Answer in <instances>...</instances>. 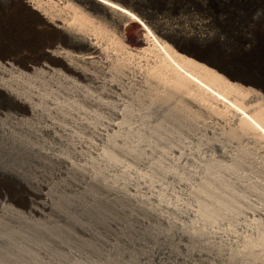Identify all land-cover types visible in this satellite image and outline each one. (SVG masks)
Here are the masks:
<instances>
[{
	"label": "bare ground",
	"instance_id": "obj_1",
	"mask_svg": "<svg viewBox=\"0 0 264 264\" xmlns=\"http://www.w3.org/2000/svg\"><path fill=\"white\" fill-rule=\"evenodd\" d=\"M46 1L50 3L51 0H46ZM63 1L65 2L64 4L65 7L66 8L68 7L70 9V13H69V10L67 8L69 14L68 13L61 14V10L59 13H58V10H56L57 14L50 12V10L47 11V7L43 6V2H44L43 0H16V2L19 5L18 7H22L23 9H26V10H31L32 12L36 14L38 13L37 17L38 16L40 17V21L43 24V25L41 24L42 26L46 25L47 26L46 29L49 27L51 29L52 27V29L56 30V34L59 37L58 39H62L64 43L66 44L68 43L69 45L74 47V50L73 49L70 50L69 49L70 47L67 49L62 46H58V47L56 46L57 47V48L55 47L56 49L49 48V50L47 51L44 50L43 53L45 54V56H48V58L52 61V64L56 66L55 69L51 68L52 73H53L52 81H51L52 75H50L51 76V79H50L49 78L50 76L48 77V74L44 72L47 75V78L50 79L48 81L52 82V85L49 84L48 87L45 86L46 87L45 90L47 89L46 92L51 94L50 92L53 91L54 95L55 93H57L56 95H61L63 93V94H67V96L72 94L73 96H76V98L72 100H64V101H62L64 98L61 101L53 100V99L50 100V99H46L48 98V95H49L48 94L45 98L46 100L43 101L45 96L42 94L39 96L37 95L35 99L36 101H35L33 97H30V94L29 96L28 94H25L24 86L25 84H28V80H24L23 77L22 78L18 77V76H21L22 74L20 70L24 72L25 69L24 70L18 69V67L20 66H17L18 64L15 65L13 61H9L8 60L9 58L7 60H5V58L4 59L0 58V97H2L1 99L7 100L9 103L17 105V107L20 110L27 112L31 116V118L34 119L33 120L34 122H35V119L39 121L40 120L45 121L46 124L45 125L42 124L43 126L40 128L41 130L44 131V134L45 133H48V135L50 134V137L52 139V141L49 140L50 145L48 146L51 148V150H48L49 148L45 150V147L44 149L37 148V146L33 147L34 145L32 147H28V146H21L20 144V146L21 148H24V149L27 147L30 150L35 149L37 151V154L38 153L43 154L45 163L50 165L54 169V173H51V174H54V178L56 179L55 182L53 181L51 183L50 181L51 178L50 179H48L49 177L45 178L44 176L41 175L42 173L39 174L40 177L42 176L41 179L33 178L32 177L33 175L29 173L30 176L32 177L30 178V176L28 175L26 176L23 173L24 172L23 169H22L23 172L21 173V171L18 170V168L2 166L3 169L6 170V172L11 173L12 176L13 175L19 176L25 182V184L28 185L27 187L30 188L31 191L33 190L31 188L33 187L38 188L37 191L35 190V194L36 192H38V194H40L41 200L39 199L40 197L37 195L39 197L38 203L36 202L34 205L31 206V210L33 211L34 214L44 216V218L48 216L46 217V219H48L49 221L51 220V218L49 217L48 213L53 214L55 215V217H57V219H60V221L62 220L65 223L76 226L77 227L76 229L80 230L81 234L87 236V238L90 236H93L94 238H99V240H101V237L97 236L96 233L93 231V229L89 225H87L84 222L82 223L81 221H78L76 216L74 217L75 214L73 215L72 212L69 210H72V211L75 210L76 213H77V210H79L80 213L81 211L89 212V210L92 211V209H94V206L98 202H102V204L103 202H105V203L110 204V207L111 206L114 207L116 202H118L119 204L120 201L121 202L125 201V203L129 201L130 202L129 205H131V202H132V207L134 205L136 207L141 208L142 210L144 209L145 210L144 213L145 214L148 213L149 217L151 216L154 219L160 220L161 222L164 223V225L165 223L168 225L170 224L173 225L174 224L173 221L170 220L169 217L164 215V213L159 212L160 210L156 209L155 207L150 208L149 206H146V202L149 199V196L147 199L146 194H145L146 196H144L143 194L140 195L138 193H135L134 191L136 190L133 191L134 185L140 183L142 184V186H145V182L146 183L148 182V181H145V182L142 181L141 176L144 177V174L145 175L147 174V177H148L149 172H151L152 174V172H158L160 170L159 164L154 162L155 159H153L154 161L151 160L152 157H154V155L152 156V154L154 153L153 150L155 147L157 148V146H154L156 145L155 142L158 141L160 143H163L164 145L166 144L167 146L170 145L169 148L165 146L168 148V150L170 149L169 150L171 154L170 157L168 155L166 156L164 152L165 150L162 151L161 149V151H159V152H162V154L164 152L165 154L164 158L167 157V158L174 159L175 157L177 159H181V158L185 159V161L189 160L194 163L192 165L193 169L190 167V170L192 169L193 172L195 170L198 171L199 175L200 173L204 175L206 174L208 175L209 174L208 170L210 168L209 166L206 165V163H203L205 158H204V155L200 154V152L202 151L196 150L197 152H195L193 149L191 150V147L189 146L190 144H188V141H185L187 140V138L186 139L184 138L185 140L183 139L184 135L185 136L187 135L190 138L197 140L198 142L204 141L203 143L204 148L216 152L219 156L229 160L232 166H236V167L245 166L247 163L253 164L255 162L254 158L249 157L252 151L250 152V149L248 147L260 148L261 151L264 152V85H262L258 81L236 75L235 73L232 72L230 68H228V66H226L219 60L210 59L208 57H205L204 55H201L195 50L191 49V47L190 48L189 46L187 47L185 43L183 44L181 42V40L179 41L180 38L181 39L182 38H185V39L194 38L195 40L196 39L204 40L205 39L204 35H201L197 32L189 34L187 31H182V32L180 31L179 34L177 35L175 33L172 34V31H168L167 29L162 28L160 25L159 26H157V24L155 25L154 23L156 22L154 20H153L154 23L151 22L150 21L151 19L147 18L148 14L147 16L145 15L146 11H144V14L141 13L142 11H139L138 8L135 6V3L131 1H124V0H63ZM63 1L59 0L61 4ZM8 2H11L13 5L15 4L14 3L15 0H9ZM256 2L257 1H255V3ZM219 3L221 4V2ZM48 4H45V5L48 6ZM54 4H58V3H54ZM223 4H225V2ZM65 7L63 10H65ZM50 9H51V6H50ZM14 10L15 9H13V11ZM221 11L222 10H220V12ZM28 12L26 13L29 14ZM32 12L30 13V15L31 14L33 15ZM223 14H228V13L223 12ZM252 15H253V12H252ZM252 15H251L252 18L250 19L251 28L252 26H254V24H256L257 20H260L264 24V8H262L259 12L255 13L253 16ZM223 17L224 15L219 13L216 16V18H213V20L216 19V21H221ZM126 22H128V24H126ZM131 23H136L141 26V28L139 29L140 33L136 31L138 35L136 39L134 38L135 41L139 43L138 44L139 46L137 45L138 47L137 49L131 48V46L127 47L126 41L129 35L127 34V32L129 33L128 30L130 29L129 27ZM131 32L134 33L132 29L130 30V33ZM174 34L176 36H174ZM134 36H136V34H134ZM212 36H213L212 38H214L216 43H219L220 46L222 45L223 47H225L226 45H228L229 40L226 35H225V38H223L221 34H219L218 32H215ZM247 39L248 37L244 41H242L243 47L246 49L250 47V43H251V42L249 43ZM257 41L258 40H256V42ZM132 42L134 41L132 40ZM17 43L18 42H16L15 44ZM11 45L14 46L13 44ZM19 45H20V42H19ZM19 45L17 44V46ZM46 45H44L43 48L46 49L45 47ZM0 46L2 45L0 44ZM3 46L5 47V45ZM222 46L220 48H222ZM251 50L252 49H250V51ZM257 50L259 51V49ZM251 54H252V51H251ZM0 55L2 56V54ZM253 58H255V56ZM261 58H260L261 60H258L255 58L257 60L256 61L257 64L256 66L253 65L254 68L253 67L251 68L253 71L255 70L257 73H259V70H260L262 74L264 75V57L262 56ZM43 59L44 58L42 57V64L44 62ZM251 59H252V56H251ZM254 60L252 61L249 60L250 64H252L251 62H253ZM25 61H27V58ZM244 61L245 63H248L246 62L247 60H244ZM22 62L23 61H21V64ZM24 66H25L24 68L28 70H32L33 72H35L37 68V66L33 65L34 66L33 67L32 65H30V62L29 64H27L26 62ZM50 66L52 65H48V67ZM11 72H14V75H16L20 79H23L24 81L23 80L21 81L19 79L18 81H20V84H18L16 81H13V77L9 75ZM16 72H18L20 75H18ZM24 74H27V72ZM32 76L34 77V75ZM44 76H42L43 79L45 78ZM37 77L38 75L36 76V79ZM36 79L35 80L33 79L34 83L37 82ZM40 79L38 80L40 81ZM30 81L32 80H29V82ZM45 81L46 80H44L43 82ZM21 82L23 83L25 82L24 86H22ZM43 82H40V83L42 84ZM48 83L43 84V85H48ZM30 86L32 87V83ZM37 86L38 84L36 85V87ZM42 96H43V99L41 100ZM47 102H50L52 105L50 104L49 106ZM88 108L92 109L95 113H93V111H90V113L92 112L93 114L91 113L89 115L88 114L89 112L87 111ZM4 114L5 113H3V115ZM134 117L137 120V128L141 126V128H138V131L139 132H141L140 130L143 131L142 133H138L139 137L144 138L143 141L146 144V147H144V151L142 150L140 152L137 151L136 145H130L129 141L127 144L126 142L127 140H125L122 136L118 134L119 133L118 131L121 130L122 126H126L127 124H130L129 123L131 122L130 120H133ZM25 119L26 120L24 121H27V117ZM22 121H21V124H22ZM166 123H170V124L168 125ZM37 124H41V123H37ZM78 124H79V129L80 127L86 128V131H89V135H90V132L94 133L95 135L94 137L98 141L97 144H100V143L102 144L101 147L103 146V148L101 149L100 147H98L100 148L99 149L100 151L98 150L99 152H97L96 155H94L96 158H94V156L89 157L88 154L90 155V153L88 151L90 147L92 146L94 147L97 141L96 142L93 141L95 142L93 143L92 141H90L91 137L89 138L90 139L89 140V139H86L87 137L84 138L83 136H80L83 133L77 134L76 132H79V131L75 132L74 129L76 128L75 127L72 128V127ZM30 128L32 129L33 127L29 126L28 121L25 123L23 122V125L21 127L22 130L23 129L26 130ZM31 129L30 131L27 130L29 131L28 134L34 133V132H31L32 131ZM4 131H6L4 134H6L7 137L9 136L8 134L11 135L12 133H14L12 129L9 130V128ZM36 131H38V129H36ZM85 133L87 134L88 132H85ZM36 134L37 133H35V135ZM16 137H19V136H16ZM9 143H11V141H9ZM26 143L25 145H27ZM160 143H157V145H159ZM45 145L46 144H44V146ZM18 146L19 145L17 144V147ZM0 147L2 146L0 145ZM62 148H64L65 150H62ZM161 148L164 149V147H161ZM158 149L160 148L158 147ZM93 150H96V149H92L91 152H93ZM185 150L188 152L185 153ZM66 151H68L70 155L69 153H66ZM156 153H157V150H156ZM125 158L129 159L132 162L131 163L132 168L135 170V173H137V179L134 182L130 181L126 183L125 186H123L122 184L121 185L117 184L118 182H116L117 181L116 179L115 180L107 179L102 173L101 166L99 167V162H97V160L99 159L102 161V163L100 162L101 165L103 163L105 164L110 163V165L112 164L113 166H116V164L119 163V161L121 162V159H125ZM41 160L43 161L42 158ZM110 160L112 161V163L110 162ZM256 162H257L256 164L252 165V168L254 167L255 168L254 170L264 172V161L263 163H261L262 161H259L260 163H258V161ZM184 164L185 163H183V165ZM203 167H204V170H203ZM132 168L130 167V170ZM0 169L2 168L0 167ZM31 169L29 167V170ZM186 169L188 170L187 167ZM183 170L184 169H182V172H184ZM176 171L177 170H175V172ZM167 172L162 173L164 177H166L165 178L166 180L162 182V183H165L164 185L170 186L172 183H176V184H179V186L180 184H183L184 186V183H182L180 180L182 179V176H185L184 175L185 173L180 172V173L167 174ZM16 176L14 177L16 178ZM150 178H153V177L150 176ZM18 180L19 179H17V181ZM148 180H151V179H149L148 177ZM154 182L156 181L154 180ZM23 183H20V184H23ZM148 184H151V183H148ZM148 186L146 187L148 188ZM23 187H25L24 184H23ZM23 187L21 188L22 190L24 189ZM91 187L98 189L99 192L98 193L91 192L92 191ZM127 188H131L130 190H132L133 192L131 193V191L130 192L127 191ZM37 196L35 198H37ZM64 197L66 199V203H65L66 205L64 204L65 206L62 205L63 203L62 204L60 203L61 199H63V202H64ZM154 198L156 199V197ZM120 204L118 205V207L120 206ZM167 206L168 205H166L165 207ZM167 208H169V206ZM125 209L124 207H121L119 211H122L123 213H125L124 212ZM135 215L137 216L136 213ZM136 218H137L136 220H139L138 216ZM118 219L116 216L114 217V216H111L110 214L104 215L101 218V220L104 221L102 224L105 223L104 226L105 225L108 226L107 224H110L111 226L117 229H120L119 226L122 223L120 221L121 219L120 220ZM151 225H148V226H151ZM64 226L65 224L63 225V228ZM146 227L145 229H147ZM151 227H153V225ZM48 228H51V227H48ZM52 229L51 230L53 232L54 228ZM59 229L66 230L68 229V227L62 229V226H60ZM37 231H40V230H37ZM42 232L45 233L46 231H42ZM61 232L59 233L57 232L59 236L61 235L60 234ZM65 232H62V233L65 234ZM155 232L157 231H154V234ZM53 233L55 234L56 232H53ZM191 233L190 232L182 233V236H186V237L193 236L194 233L193 234ZM50 234L51 233H49V235ZM36 235H38V233H36ZM54 236H51V238H53ZM166 236H164L163 239H165ZM56 237H58V235ZM61 237H63V234L61 235ZM4 238L0 237V240H7V244L8 242L9 243L12 242V240L7 239V238L4 239ZM191 238L192 237H190V239ZM55 240L57 242L58 241L61 242V244L63 245L62 241L59 240L58 238ZM63 240L67 241L65 239ZM77 241L78 239H76V242ZM57 242L54 241L55 244H57ZM67 242H66V245L70 244V242L68 244ZM101 242H103V240ZM167 242H169V240ZM107 243H108V247L113 248V245L111 243L109 242ZM162 243L164 244V241ZM46 245L48 244H45L44 246ZM66 245L64 244L63 246L66 248L69 247V245L68 246ZM33 247L35 246L33 245ZM104 247L105 246H103L102 248ZM71 249L72 248L70 249L68 248V250H71ZM38 250L39 251L41 250L44 253L42 255L46 256L45 258L47 259V261H45L44 263H43V260L41 262V259L39 262L36 257L30 254V252H26L25 250H24L25 253L20 251L21 253H23L24 258L22 259L26 260L28 264H65L64 260H62V257L61 259L57 257L58 253L56 256L52 255L54 257H50V255H47L48 253L46 251L48 250V248L47 249L46 247L41 248V245ZM56 252H58V250H56ZM67 254L69 255V253ZM175 255L177 257L176 253L174 254V257ZM63 258L65 259V256ZM178 258L183 260V257L181 256L180 257L178 256ZM66 259H65V262H66ZM69 261L71 262L72 260L69 259ZM15 264H18V262H16ZM71 264H75V263H71ZM76 264H82V263L76 262Z\"/></svg>",
	"mask_w": 264,
	"mask_h": 264
},
{
	"label": "rangeland",
	"instance_id": "obj_2",
	"mask_svg": "<svg viewBox=\"0 0 264 264\" xmlns=\"http://www.w3.org/2000/svg\"><path fill=\"white\" fill-rule=\"evenodd\" d=\"M8 1L9 0H0V44L2 45L0 46V54H2V56L0 55V58H3V59L5 58V60L9 58L8 59L9 61H13L15 65L18 64L17 66H20L18 67V69L26 70V71L24 70V72L20 70L22 74L21 76H18L20 78L23 77L24 80H28V84H25L26 81L24 83L21 82L22 86H24L25 84L24 86L25 94H28V96L30 94V97H33L34 100L36 99L37 95L39 96L43 94L45 96L44 99H43V96L41 98V100L43 99V101H45L46 99H50V100L53 99V100L61 101L63 98L64 99L62 101H64V100H72L76 98V96H73L72 94L67 96V94H63V93L61 95H56L57 93H55L54 95L53 91L50 92L51 94L46 92L47 89L45 90V88L48 87L49 84L52 85V82L48 81L51 79L50 75H52L51 81L53 80V73H52L51 68L55 69L56 66L53 65L52 61L48 58V56H45V54L43 53L44 50L47 51L49 50V48L56 49L58 46H62L67 49L70 47L69 48L70 50L72 49L74 50V47H72L68 43L67 44L64 43L62 39H58L59 37L56 34V30L52 29V27L51 29L50 27L46 29L47 27L46 25L42 26L43 24L40 21V17L39 16H38L39 18L37 17L38 13L36 14L32 12L31 10H26V9H23L22 7H18L19 5L16 2V0L14 2L15 3L14 5ZM43 1H44L43 6L47 7V11L50 10V12L57 14L56 10H58V13L61 10V14H67L69 10V13H70V9L67 7L68 8L67 10V8L64 5L65 2L63 0H60V1H63L62 4L61 2H59V0H53V2L51 0L50 3L47 2L46 0H43ZM124 1H131L135 3V6L138 8V10L142 11L141 13L144 14V11H146L145 15L147 16L148 14L147 18L148 19L150 18L151 22L154 23L155 21L156 22L154 23L155 25L156 24L157 26L160 25L162 28H165L168 31H172V34L175 33L177 35L179 34L180 31L181 32L187 31L189 34L197 32L201 35H204L205 37L204 40L203 39L195 40L194 38H191V39L189 38L181 39L180 38L179 41L181 40V42L183 44L185 43L187 47L188 46L189 48L191 47V49L195 50L201 55H204L205 57H208L210 59L219 60L220 62L228 66V68H230L232 72L235 73L236 75L258 81L259 83L264 85V78H263L264 75L262 74V72L259 70V73H257L255 70L253 71L251 68V67L254 68V66H256L257 64L256 59L261 60L263 59L261 57L262 56L264 57V47H263L264 46L263 45L264 36H262L264 35V30H263L264 24L260 20H257L256 24H254V26H252L251 28V20H250L252 18L251 17L252 12L254 15L255 13L259 12L262 8H264L263 7L264 1L262 0L261 2L260 0H240V1L239 0H226V1L225 0H221V1L219 0H124ZM255 1H257L258 4L257 2L255 3ZM219 2H221L222 5ZM224 2L225 4H223ZM54 3H58V4H54ZM45 4H48V6ZM50 6H51V9H50ZM64 7H65V10H63ZM12 8L15 9L14 10L15 12L13 11ZM220 10L222 11L220 12ZM26 12H28L29 14H27ZM31 12L33 13V15L31 14L32 16L30 15ZM223 12L228 13V14H223ZM219 13L224 15L225 18L223 17L224 19L222 18L221 21H216V19L213 20V18H216V16ZM258 22L259 23L261 22L260 24L261 25L263 24V25L261 26ZM126 24H128V22H126ZM129 28H130L128 30L129 33L127 32V34L129 35L126 41L127 47L131 46V48L137 49L138 48L137 45L139 43L135 41L138 35L136 31L140 33L139 29L141 28V26L136 23H131ZM131 29L132 31H134V33L133 32L130 33ZM215 32H218L219 34H221L223 38H225V35H226L229 40L228 45H226L225 47L221 45L222 48H220L221 47L220 44L216 43L215 39L212 38L213 37L212 35ZM49 34L50 35L52 34V35L50 36ZM134 34H136V36H134ZM175 34L174 36H176ZM247 37H248L247 40L249 41V43L251 42L250 47L248 49L244 48L242 44V41H244ZM132 40L134 42H132ZM256 40L258 41L256 42ZM16 42H18L17 43L18 45L20 42V45L17 46V44H15ZM11 44H13L14 46H12ZM3 45H5V47ZM44 45H46L45 46L46 49L43 48ZM250 49H252L251 50L252 54H251ZM257 49H259V51ZM18 50L20 51V53ZM41 56L44 58L43 61L46 63L43 62L42 64ZM251 56H252V59H251ZM254 56L256 59L253 58ZM33 57L37 60H35ZM26 58H27V61H25ZM244 60H247L246 62L248 63H245ZM249 60L250 61L254 60V61L251 62L252 64H250ZM21 61H23L22 62L23 65L21 64ZM24 62L25 63L27 62V64H29L30 62V65L37 66V68L35 67L36 71L33 72L32 70H28L24 68L25 67ZM48 65H52V66L48 67ZM26 72L28 75L30 74L29 75L30 77L32 75H34V77L32 76L30 78L27 74H24ZM44 72L48 74V77L50 76L49 77L50 79L47 78V75ZM16 73L20 75L18 72ZM9 75L13 77V81H16L18 84H20V81H18L20 78L14 75V72H11ZM37 75L38 77L36 79ZM25 76L27 77V79ZM40 76L41 77L44 76L45 78L43 79V77L41 78ZM23 79H20V80L22 81ZM33 79L34 80L36 79L38 83L35 82L36 83L35 84L33 82L34 81ZM38 79H40V81ZM29 80H32V81L29 82ZM44 80L46 81L43 82ZM40 82H43V83L41 84ZM31 83H32V87L30 86ZM39 83L41 84V86L47 83L48 85H43L41 87ZM37 84L38 86L36 87ZM32 93L35 95H33ZM47 95H48V98H46ZM62 95H64L65 97ZM1 98L2 97H0V100H1L0 101V145L2 147H0V167L2 169H0V237L4 238L6 235L4 239L7 238V239L12 240V242L10 243L8 242L9 245L7 244V240H0V263L1 264H8V263L15 264L16 262H18V264H24V263L28 264L26 260L22 259L24 257H23V253L21 252H24V250L26 252H30V254L36 257L39 262H40V259H41V262L43 260V263H44L45 261H47V259L45 258L46 256L42 255L44 253L41 250L40 251L42 253L38 250L40 248V245H41V248H45V247L46 249L48 248V250L46 251L48 253L47 255H50V257H54L58 253L57 257L60 259L62 257V260H64L65 264H71V263L76 264V262L82 263V264L83 263L84 264H264V172L254 170L255 169L254 167L252 168V165L257 163L256 161H258V163H260L259 161H262L261 163H263L264 161V152L261 151L260 148L248 147L250 149V152L252 151L251 154L253 153L252 156L250 154L249 157L254 158L255 162L253 164L247 163L245 166L236 167V166H232L229 160L219 156L216 152L204 148L203 147L204 141L198 142L197 140H194L190 138L189 136L184 135L183 139L187 138V140L185 139L184 140L188 141V144H190L189 146L191 147V150L193 149L195 152H197L196 150L202 151L200 152V154L204 155V158H205L203 163H206V165L209 166L210 168L208 170L209 171L208 175L207 174L204 175L201 173L199 175L198 171L195 170L193 172L192 165L194 163L189 160L185 161V159H182V158L177 159L175 157L174 159L167 158V157L164 158L165 154L166 156L167 155L169 157L171 156L169 152L170 149L168 150L170 145L167 146V144L164 145L163 143H160L158 141L155 142L156 145L154 146H157V148L156 147L154 148L153 150L154 153L152 154V156L154 155V157H152L151 160L155 159V161L154 160L153 161L159 164L160 170L158 172H152V174L151 172H149L150 174L148 173V177L152 181L148 180L147 174L146 175L144 174V177L141 176L142 181L144 182L148 181V182L147 183L145 182V186H142V184L140 183L134 185L133 191L136 190L134 192L140 195L142 194L144 196L147 195L146 196L147 199L149 196V199L146 202V206H149L150 208L155 207L156 209L160 210L159 212L164 213V215L169 217V219L172 220L174 224L168 225L165 223L164 225V223L161 222L160 220L154 219L151 216L150 218L148 213L147 214L144 213L145 212L144 209L142 210L141 208L136 207L134 205L132 207V202H131V205H129L130 204L129 201H127L126 203L125 201H122V202L120 201L122 205L119 202L121 207H124V209L126 208L124 210L125 213H123L122 211H119L121 207L120 206H119L120 208L118 207L119 205L118 202H116V204L114 205L115 208L112 206L110 207V204L108 203L103 202L102 204V202H98L94 206V209H92V211L89 210L90 213L88 211L86 212L81 211L80 213L79 210H77V213H76V211L73 210L75 212L74 213L72 210H69L72 212L73 215L75 214L74 217L76 216L78 221H81L82 223L84 222L87 225H89L93 229V231L96 233V235L101 237V240H99V238H94L93 236H90L87 238V236L81 234L80 230L76 229L77 228L76 226L72 224L71 226L70 224L63 222L62 220L60 221V219H57V217H55V215L53 214L48 213L49 217L51 218L50 220L51 222L48 219H46V217L48 216L44 218V216L34 214L33 211L31 210V206L34 205L36 202L38 203V198L40 197V194H38V192H36L35 194V190L37 191L38 188L33 187L31 188L33 189L31 191L30 188L27 187L28 185H26L25 182L19 176H16V175L12 176L11 173L6 172V170L3 169V167L18 168V170H20L21 173L24 171L23 173L26 176L27 175L30 176L31 174L33 175L32 176L33 178H37V179H41L42 176H44L45 178L49 177L48 179L51 178L50 179L51 183L53 181L54 182L56 181V179L54 178V174H51V173H54V169L53 167L45 163L43 154L38 153L39 154L38 155L35 149H31L32 151L28 149V147H32L34 145L33 147L37 146V148H42V149H44L45 147V150L47 148H49L48 150H51V148L48 147L50 145L49 144L50 141H52L50 134L49 135L48 133L44 134V131L41 130L40 128L43 126L42 124L45 125L46 122L43 120H40L41 121L40 122L39 120L35 119V122H36L35 123L33 121L34 119L31 118V116L27 112L20 110L17 107V105L9 103L7 100H2ZM47 103L50 106L51 103L50 102H47ZM87 111L89 112L88 114L90 115L92 113V112L90 113V111H93V110L88 108ZM3 113H5L6 115L4 114L5 115L4 116ZM93 113L95 112L93 111ZM26 117H27L29 126L34 128V129L30 128L32 130L31 132H34L33 134L29 133L30 135L28 134L30 129H26V130L21 129L23 122L24 123L27 122V121H24L26 120L25 119ZM20 120L21 121L23 120L22 124ZM130 121H131L129 122L130 124H127L126 126H122L121 130L118 131L119 132L118 134L122 136L125 140H127L126 141L127 144L129 141L130 145H136L138 152L142 150L144 151V147H146V144L143 141L144 138L142 137L140 138L138 134V133L143 132L142 130H140L141 132L138 131V128H141V126L137 128V120L135 117L133 120H130ZM37 123H41V124H37ZM166 124L169 125L170 123H166ZM74 127L77 129V130L74 129L75 132L79 131V132H76L77 134L83 133L80 136H83L84 138L87 137L86 139H89L91 137V140L90 139L89 140L92 142L97 141L94 137L95 136L94 133L90 132V135H89V131H86V128L80 127L79 129V124L73 126L72 128ZM8 128L9 130L12 129V131L14 132L11 135L8 134L10 137L9 136L7 137V135L4 134L6 132L4 130H7ZM81 128L83 129V131ZM36 129H38V131H36ZM84 131L88 132L87 133L88 135ZM35 133L37 134L35 135ZM16 136H19V137H16ZM10 139H12L13 141ZM17 139H19L20 141ZM28 140H30L31 142ZM9 141H11V143H9ZM25 141L26 142L28 141V142L26 143ZM24 142L27 145H25ZM43 143L46 145L44 146ZM97 143L98 141L95 143L94 147L93 146L90 147V149L91 148L96 149L97 151L93 150V152H91L92 149L91 151L89 149L88 151L90 153V155L88 154L89 157L96 155V153L100 151L99 149L103 148V146L101 147L102 145L101 143L100 144H97ZM157 143H160V144L157 145ZM17 144L19 145L18 147L20 148L21 146H28L27 148H25L28 151H26L24 148H21L22 149L21 150L20 148L17 147ZM28 144L31 146H29ZM165 146H167L168 148ZM158 147L160 149H158ZM161 147H164V149ZM161 149L162 151L165 150L164 151L165 154L164 152L163 154L162 152H159L161 151ZM62 150H65V149L62 148ZM156 150H157V153H156ZM187 152L188 151L185 150V153ZM66 153H69V152L66 151ZM41 158L43 159V161L41 160ZM94 158L96 157L94 156ZM98 160L97 162H99V167L101 166L102 173L104 174V176L107 179H111V180L116 179L117 180L116 182H118L117 184L119 185L122 184L123 186H125L126 183L130 181L134 182L137 179V173H135V170L132 168V165H131L132 162L127 158L121 159V162L119 161V163L116 164L117 167L113 166L112 164L110 165V163L109 164L103 163L101 165L102 161L101 160L98 161ZM110 162L112 163L111 160ZM183 163L185 164L183 165ZM25 165L26 167L27 166L28 167L26 168ZM24 167L26 168V170ZM29 167L30 169L31 168L33 169L29 170ZM130 167L132 168L131 170H130ZM180 167L184 169L183 170L184 172H182V169ZM186 167L188 168V170L186 169ZM190 167L192 168L191 170H190ZM34 168L35 170L37 169L38 172L37 170L35 171ZM175 170H177L178 172L177 171L175 172ZM203 170H204V167H203ZM163 172H167V174L180 173V172L185 173L184 174L185 176H182L183 180L182 179L180 180L182 183H184V186L183 184H180L179 186V184H176V183H172L170 186L164 185L165 183H162V182L166 180L165 179L166 177H164V175L162 174ZM40 173H42L41 177L39 176ZM14 176H16V178ZM150 176L153 177L154 179L150 178ZM32 177L30 176V178ZM17 179L19 180L17 181ZM154 180L156 182H154ZM20 183H23L25 187H23V184H20ZM148 183H151L152 185ZM159 183L161 186L159 185ZM146 186H148V188ZM22 187L24 188L23 190L21 189ZM130 189L131 188H127V191L129 192L131 191L132 193L133 191ZM91 190H92L91 192L93 193L99 192L98 189L94 187L93 188L91 187ZM36 196L37 198H35ZM153 196L156 197V199ZM39 199L41 200V197ZM60 203L61 204L63 203L62 204L63 206L66 205L65 197H64V202H63V199H61ZM166 205H168L169 208H167L168 206L165 207ZM135 213L139 217L138 219L140 221L136 220L137 216L135 215ZM103 214L104 215L110 214L111 216H114V217L116 216L117 219L119 218L118 220L121 219L120 221L122 223L121 224L122 226L121 225L119 226L120 229H117L111 226L110 224H107L108 226L106 225L104 226L105 223L102 224L104 221H102L103 219L101 220V218L104 216ZM63 223L65 224L64 228L68 227V229L65 230L63 228V225H64ZM142 224L144 227L142 226ZM151 224L153 225V227H151L152 226ZM148 225H151V226H148ZM60 226H62V229L64 230L59 229ZM48 227H51V228H48ZM145 227L147 229H145ZM52 228H54L53 232H56L55 233L56 235L52 232L53 230ZM150 229L151 230L153 229V230L151 231ZM37 230H40V231H37ZM42 231H46V232L44 233ZM61 231L62 232L66 231V232L64 234ZM154 231H157V232H155L154 234ZM164 231L167 232L168 234L165 233ZM185 231L190 232V233L192 232L191 234L194 233L193 236H190L192 237L191 239L190 237L182 236V233H187ZM57 232L58 233L61 232L60 234L61 235L63 234V237H61V235L59 236ZM36 233H38V235H36ZM49 233H51L50 234L51 236L55 235L53 237L54 239L51 238ZM45 235L48 237H46ZM57 235L58 237H56ZM162 235L166 236V238L163 239L164 236ZM73 236L75 239L73 238ZM57 238L62 241L63 245L64 244L66 245L67 241H68L67 244L70 242V244H68L69 247L66 248L61 244V242L59 241L57 242L55 240ZM63 239L67 241H64ZM76 239H78L77 242H76ZM53 240L57 242L58 245L55 244ZM102 240L103 242H101ZM168 240L169 242H167ZM163 241H164L165 246L162 243ZM107 242L111 243L113 245V248L108 247ZM32 244L35 247L36 246L37 247L36 248L33 247ZM45 244H48V245L44 246ZM103 246L105 247L102 248ZM169 247L172 249H170ZM68 248L69 249L72 248V249L68 250ZM56 250H58V252H56ZM14 252L16 255L14 254ZM174 252L177 254V257L175 255L176 258L174 257V254H175ZM18 253L22 256H20ZM67 253H69V255ZM64 256H65V259L68 256L69 259H71L72 261L70 262L67 257L66 262H65V259L63 258ZM178 256L183 257V260L179 259Z\"/></svg>",
	"mask_w": 264,
	"mask_h": 264
}]
</instances>
